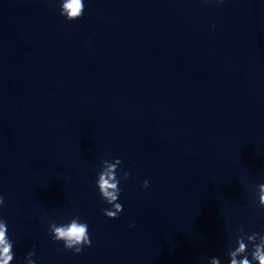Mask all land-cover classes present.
Segmentation results:
<instances>
[{
    "label": "clouds",
    "instance_id": "obj_1",
    "mask_svg": "<svg viewBox=\"0 0 264 264\" xmlns=\"http://www.w3.org/2000/svg\"><path fill=\"white\" fill-rule=\"evenodd\" d=\"M59 3V14L67 21L81 19L84 15V0H57ZM203 3L215 2L224 3V0H202ZM214 27V25H213ZM122 161L120 158L114 160L102 159L97 171L95 185L103 201L111 205V208H102L100 211L108 219H117L123 211V205L118 202L121 194L119 187L121 179H129L131 173L124 171L121 178H118V169ZM149 180H144L141 187H149ZM258 200V203H255ZM255 207L260 210L259 214L264 216V183L255 185L253 195ZM5 207V198L0 195V209ZM134 226V225H131ZM231 232V229H228ZM47 232L54 243H62L64 249L80 254L84 248L91 247L92 241L89 235V226L79 216H73L66 223L50 221ZM232 240L235 246H232ZM251 246V250H249ZM13 241L8 236L7 221L0 217V264H11L15 258ZM228 257V264H264V232H252L249 234L243 226L235 229V234L230 237L228 246L224 249ZM36 251H29L24 257L25 264H36L33 257ZM208 264H221L219 257H211Z\"/></svg>",
    "mask_w": 264,
    "mask_h": 264
}]
</instances>
